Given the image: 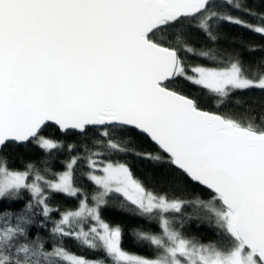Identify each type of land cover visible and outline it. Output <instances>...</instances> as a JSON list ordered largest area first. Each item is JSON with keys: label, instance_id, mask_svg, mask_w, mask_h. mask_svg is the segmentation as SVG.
Here are the masks:
<instances>
[{"label": "snow or ice", "instance_id": "1", "mask_svg": "<svg viewBox=\"0 0 264 264\" xmlns=\"http://www.w3.org/2000/svg\"><path fill=\"white\" fill-rule=\"evenodd\" d=\"M192 21L211 42L223 26L264 39V0H0V264H264V112H221L238 93H264V56L246 71L197 50L184 39ZM29 147L44 155L10 167ZM187 184L206 197L177 195ZM57 194L77 206H51ZM113 196L155 224L129 229L151 256L102 217ZM187 207L214 239L184 234Z\"/></svg>", "mask_w": 264, "mask_h": 264}, {"label": "trees", "instance_id": "2", "mask_svg": "<svg viewBox=\"0 0 264 264\" xmlns=\"http://www.w3.org/2000/svg\"><path fill=\"white\" fill-rule=\"evenodd\" d=\"M217 3H222V0H217ZM221 11H225L226 9H220ZM234 15H238L239 13H233ZM250 19V18H249ZM254 22V21H253ZM193 29L190 32V35L184 37L187 42L195 47L197 50H207L210 51L212 55L217 56L221 60H227L231 58H239L243 62V66L245 70H249V68L255 67L256 60L264 56V52L255 51L249 52L245 49L249 44H254L257 46L264 45V39L261 37L248 32L243 31L234 27L223 26L218 29H214V34L217 36V40L215 42H211L206 38L205 34L195 30L196 21H192ZM171 39L175 40V37H171ZM192 63H202L207 64V60H199L197 61L194 57L189 58ZM239 99L240 105L237 106L235 101ZM228 107L221 108V112L229 114L236 119L247 121L250 115L253 113L259 116L262 112H264V93L260 92H245L238 93L235 97H230L228 99ZM215 101L209 102L206 104L208 110L215 111L214 107ZM48 136H56L57 130L54 126L49 125L44 133ZM67 142L76 143L77 141L73 138H69ZM149 147L154 148V146L149 145ZM75 154V153H74ZM44 154L35 147L23 148L10 153V159L14 160V164H10V167L13 168H22L23 164L27 161H39L41 156ZM61 159L64 157L61 156ZM41 168L45 165L40 164ZM51 167L53 170H60L61 165L59 163H51ZM135 171V169H134ZM136 174L138 176H143V173L137 171ZM78 186L83 187L85 192L91 196V193L94 191V186L87 181H81L78 183ZM159 187V185H156ZM183 188V192H177V195H183L185 198H194L196 196L206 197V193L204 189L198 185H181ZM171 195V192L169 193ZM24 197L21 201H9L11 204V210H18L23 206V203L27 201V194H22ZM51 206L58 207L61 211L69 208H75L78 203V199L76 198H67L62 195H54L53 198L49 201ZM120 198L113 196L109 198L108 206L102 209V217L111 224H120L124 228V247L130 252L151 256L152 252L149 250L146 242H134V236L129 231L134 226L139 225L143 229H151L152 231H157L155 224H149L144 222L143 220L137 218L131 211H125L120 209ZM184 213L186 215H190L192 218L188 220L182 231L186 236H195L203 241H207L209 239H214L213 230L210 228L208 223L201 218H198L195 210L191 207H187L184 209ZM58 218V213H53V219ZM39 222H37L38 224ZM179 226V225H177ZM48 227H51L49 225ZM30 232L32 237L34 238L37 234V226L30 227ZM40 235L43 236L47 240L46 233L41 230ZM73 251L77 253L80 252V249L76 248L72 241H65ZM86 256H92L94 253L85 251L83 252Z\"/></svg>", "mask_w": 264, "mask_h": 264}, {"label": "water", "instance_id": "3", "mask_svg": "<svg viewBox=\"0 0 264 264\" xmlns=\"http://www.w3.org/2000/svg\"><path fill=\"white\" fill-rule=\"evenodd\" d=\"M201 187V186H200Z\"/></svg>", "mask_w": 264, "mask_h": 264}]
</instances>
